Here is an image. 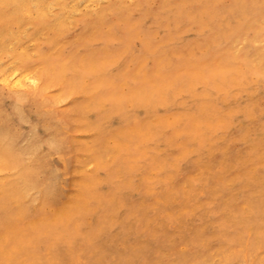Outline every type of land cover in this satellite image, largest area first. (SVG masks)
Returning a JSON list of instances; mask_svg holds the SVG:
<instances>
[{
	"label": "rangeland",
	"instance_id": "374dc122",
	"mask_svg": "<svg viewBox=\"0 0 264 264\" xmlns=\"http://www.w3.org/2000/svg\"><path fill=\"white\" fill-rule=\"evenodd\" d=\"M35 101L54 120L31 141ZM0 114L26 164L69 143L46 161L68 163L61 196L16 202L15 264L264 263V0H0Z\"/></svg>",
	"mask_w": 264,
	"mask_h": 264
},
{
	"label": "bare ground",
	"instance_id": "6f19581e",
	"mask_svg": "<svg viewBox=\"0 0 264 264\" xmlns=\"http://www.w3.org/2000/svg\"><path fill=\"white\" fill-rule=\"evenodd\" d=\"M235 6H233L234 8ZM256 20V19H255ZM217 36L221 35V29L217 28L215 30ZM146 55H154L158 53V50L152 48L144 49ZM158 64V63H157ZM89 68L92 70L94 74L96 72L94 62H88ZM199 79L203 80L202 76H198ZM20 81L16 80L14 82V86L19 85ZM134 101V103L142 105L147 100L144 98L139 100H134V97L125 98L120 96L117 101L124 102L125 100ZM116 99H108L107 101L102 102V104L98 103L100 107V111L98 112L99 119H105L107 117L116 116L122 118L123 113L121 108L116 105ZM19 104V105H18ZM36 105V117L38 125L34 127L32 131V135L30 136L29 140L34 141L33 136L34 132H36L37 127L45 128L50 120H54L51 116L50 112L44 108L43 105L38 104L35 101ZM21 109V102L18 99H13V108L11 111V120L14 118L17 121H22L23 115L20 113ZM200 110H203V107H200ZM7 121L6 116H2L0 114V169L9 170L13 168H18L17 173L12 176L8 182L4 185H0L1 191L3 192L2 199H0V241L2 240L5 244H0V264H15V259L13 253L16 252L15 247L21 242L22 236H18V234H12L10 231L11 229L14 230L16 227L12 225L14 223L19 214L21 213L20 210L16 208V205L21 198L27 195L29 189L35 188L40 203H51L55 199H57L63 193L64 189V182H65V175H67L68 170V163L65 161L62 162V165L59 168V171L56 173L52 170L47 168V157L51 154H58L62 157L65 154H68L69 151V143L64 139V132L62 131L64 128H61V132H52L51 138L49 141V148L45 155L41 156L36 151V148L29 149L27 154V159L29 163L26 164L24 161L23 152L19 150L16 144V139L14 138V134L6 132L3 130ZM52 128V126H50ZM44 130H47L46 128ZM191 140L196 139L197 137L201 136V133L195 127H191ZM194 138V139H193ZM123 157L124 154H123ZM71 164V163H70ZM70 169V168H69ZM114 172V170H112ZM111 171V172H112ZM117 171H115L114 175ZM113 175V176H114ZM170 188H166L163 193H165V197L163 200L167 199H174L179 196L177 192L174 190H169ZM91 198L86 196L83 199V203H86V206L91 207ZM120 200L113 201L110 207L117 208L120 205ZM80 216V210H77L75 217L78 219ZM76 223L74 224L73 221L69 222L66 227H64L65 233H71V231L76 230ZM259 227V226H258ZM261 230L259 234L264 236V219L261 220L260 225ZM2 236L6 238L5 240L2 239ZM10 236V238H9ZM12 238V239H11ZM88 240H92L96 238V236H87ZM87 238H85L87 240ZM13 243H12V242ZM247 257V256H245ZM232 258H226L224 264H231ZM235 264H264L258 261H253L252 259L245 258L242 256L240 261L235 262Z\"/></svg>",
	"mask_w": 264,
	"mask_h": 264
}]
</instances>
